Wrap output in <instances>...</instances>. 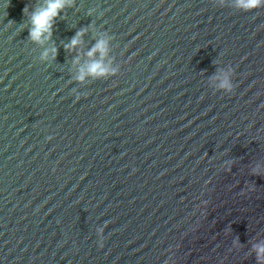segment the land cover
<instances>
[{
    "label": "water",
    "instance_id": "water-1",
    "mask_svg": "<svg viewBox=\"0 0 264 264\" xmlns=\"http://www.w3.org/2000/svg\"><path fill=\"white\" fill-rule=\"evenodd\" d=\"M45 3L0 0V264H259L264 7Z\"/></svg>",
    "mask_w": 264,
    "mask_h": 264
},
{
    "label": "clouds",
    "instance_id": "clouds-1",
    "mask_svg": "<svg viewBox=\"0 0 264 264\" xmlns=\"http://www.w3.org/2000/svg\"><path fill=\"white\" fill-rule=\"evenodd\" d=\"M71 3V0H46V3L32 12L31 14V30L30 37L34 41H42L44 39H48L52 34V27L55 18L60 14V12ZM234 6L238 9H241L245 12L259 9L264 7V0H234ZM3 7L6 8L7 4H3ZM84 31L81 30L76 33V35L71 39V41L65 45L66 48L72 49L75 48L81 41L80 37L84 34ZM107 40H100L97 44L87 53L89 57H91L95 52L99 51L101 56L103 57L107 53ZM53 54H55L56 49L52 48L50 50ZM47 55V53H45ZM118 68L106 69L99 62H94L90 64L87 68V73L89 74H100L105 72L116 73L118 72ZM231 69H229V73H226L221 79L220 88H223L225 91H232L233 85L230 81L229 74ZM78 79H84V73L78 77ZM254 172H260V168L253 169ZM102 231V230H101ZM101 246H103V242L101 241ZM253 249L256 252L257 260L259 264H264V241L260 243L254 244Z\"/></svg>",
    "mask_w": 264,
    "mask_h": 264
}]
</instances>
